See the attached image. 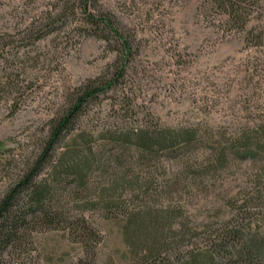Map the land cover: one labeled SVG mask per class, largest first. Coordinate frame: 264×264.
Instances as JSON below:
<instances>
[{
  "label": "rangeland",
  "instance_id": "obj_1",
  "mask_svg": "<svg viewBox=\"0 0 264 264\" xmlns=\"http://www.w3.org/2000/svg\"><path fill=\"white\" fill-rule=\"evenodd\" d=\"M203 1H96L95 9L131 40L134 54L121 81L91 101L71 135L91 138L96 151L105 141L99 133L141 124L147 114L161 126L197 128L193 177L179 182L180 169L160 153L157 169L129 176L130 185H119L113 201L164 220L150 243L160 264H185L192 256L210 264L209 254L219 264L211 252L218 244L234 255L231 264L248 250L255 264H264V148L249 157L230 149L225 160L208 162L213 141L264 123V44L246 39L260 21L228 29L219 15L202 11ZM80 16L77 0H0V194L40 151L50 121L65 111L75 90L88 79L111 77L117 66L113 43L85 35L77 27ZM108 152L96 158L103 162ZM114 168L93 166L86 179L91 190L74 197L69 214L85 208L91 227L101 232L96 264H137L139 248L126 243L116 224L121 211L100 201L107 184L102 174ZM62 234L44 233V244L22 260L45 264L46 252L53 251L52 263L69 264L80 248Z\"/></svg>",
  "mask_w": 264,
  "mask_h": 264
},
{
  "label": "trees",
  "instance_id": "obj_2",
  "mask_svg": "<svg viewBox=\"0 0 264 264\" xmlns=\"http://www.w3.org/2000/svg\"><path fill=\"white\" fill-rule=\"evenodd\" d=\"M96 1L77 0L81 14L76 21L77 27L82 28L85 35L113 43V49L119 54L115 61L117 66L111 77L88 79L75 90L65 111L50 121L40 151L20 168L17 178L0 194V264H25L21 255L31 252L37 244L43 245L46 232H61L65 240L79 246L80 253L71 258L69 264H96V244L101 232L97 227H91L92 221L85 214V208L72 215L69 214V206L74 197L86 196L91 190L86 179L90 177L93 166L100 172H106L110 165L115 166L113 173L110 169V174H102L107 184L102 188L101 203L108 210L117 208L121 211L116 224L126 243L139 248L137 264H160L159 250L150 243H156L164 220L151 215L141 217L127 210L122 202L113 201L115 194L119 185H130L129 176L135 174L137 179L142 175V169L153 166L157 169L160 153L180 169L179 182L194 176L192 169L196 167L197 158L193 153L201 141L194 126H161L147 114V119L141 124L128 126L121 123L99 133L105 141L96 151H93L91 138L71 135L91 101L121 81L129 57L134 54L131 40L117 28L111 16L95 9ZM202 11L219 15L228 29L244 30L251 20L259 19L260 23L247 30L246 39L254 46L264 44V0H204ZM67 136L70 137L68 140ZM213 142L218 148H213L215 154H210V163L225 160L230 149H241L243 157H249L254 149L264 148V123L256 124L255 130L242 132L225 142ZM104 151L109 152L102 162L96 156L97 152ZM211 252L219 258V264H231L233 261L234 255L226 252L222 244ZM53 256V251L46 252L44 263L55 264L52 263ZM210 256L208 263L212 264ZM238 257V264H255L252 250ZM185 264L204 262L192 256Z\"/></svg>",
  "mask_w": 264,
  "mask_h": 264
}]
</instances>
